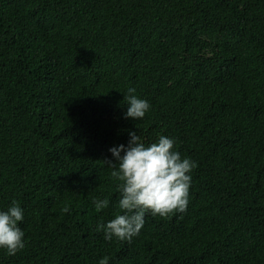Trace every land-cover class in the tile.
Masks as SVG:
<instances>
[{"label":"trees","instance_id":"trees-1","mask_svg":"<svg viewBox=\"0 0 264 264\" xmlns=\"http://www.w3.org/2000/svg\"><path fill=\"white\" fill-rule=\"evenodd\" d=\"M130 86L150 103L137 121ZM133 129L197 162L187 207L105 240L96 223L122 211L105 161ZM13 199L25 247L0 264H264V0H0V207Z\"/></svg>","mask_w":264,"mask_h":264},{"label":"clouds","instance_id":"clouds-1","mask_svg":"<svg viewBox=\"0 0 264 264\" xmlns=\"http://www.w3.org/2000/svg\"><path fill=\"white\" fill-rule=\"evenodd\" d=\"M123 93L127 105L124 116L134 121L142 119L150 108L149 101L137 95L132 86ZM109 152L114 159L105 162L112 167V176L118 181L116 205L122 211L96 223L95 230L102 232L105 240L131 239L139 233L147 213L165 216L186 209L191 172L197 162L178 150L174 137L159 134L145 142L133 129L129 131L127 144L113 145ZM92 202L98 211L110 203L107 196L93 197ZM24 218V209L15 199L7 207H0V249L7 255H14L25 247V233L19 223ZM108 261V256H101L97 264H108Z\"/></svg>","mask_w":264,"mask_h":264}]
</instances>
